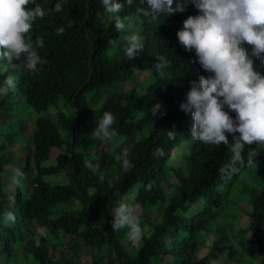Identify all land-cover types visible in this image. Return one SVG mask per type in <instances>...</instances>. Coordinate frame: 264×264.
Masks as SVG:
<instances>
[{"label": "trees", "instance_id": "trees-1", "mask_svg": "<svg viewBox=\"0 0 264 264\" xmlns=\"http://www.w3.org/2000/svg\"><path fill=\"white\" fill-rule=\"evenodd\" d=\"M38 2L48 11L27 36L43 38L39 52L46 62L35 73L18 67L15 57L11 63L0 62L4 66L0 80L14 74L19 87L18 94L0 100V112L9 106V97L18 96L36 113L57 106L59 99L70 111L59 108L55 120L38 115L28 119L30 126L11 115L3 117L11 130L6 134L8 144L0 142V209L14 208L17 219L10 227L0 228V264H211L222 253L238 262L237 249L253 253L249 245L264 258V148L246 145L244 162L224 175L220 168L230 159L229 146L192 142L193 118L180 107L190 81L208 74L196 61L194 49L186 50L177 36L183 20L199 11L194 4L158 19L142 15L140 8L146 6L140 0L126 5L121 14L139 17V34L145 45L139 56L129 60L124 55L107 58L105 44L121 34L112 17L104 19L98 0H64L60 12L54 9L55 0ZM69 22L71 27L64 33L56 32ZM160 55L171 61L163 70L156 68ZM144 71L151 72L154 80L140 91L135 77ZM260 71L264 72V66ZM157 102L162 107L154 114L152 105ZM105 110L116 116L114 126L119 134L114 141H100L92 132ZM25 130L31 132L27 138L30 148L23 159L26 175L18 187L11 177L1 176L13 162L15 137ZM189 144L187 170L181 171L170 158L173 150ZM52 148L60 153L50 165ZM124 148L135 164L128 171L115 158ZM253 149L256 153L249 159ZM252 167L258 183L252 189L248 225L234 232L230 223L231 230L226 231L230 194ZM54 174L63 175L66 182L46 179ZM170 174L177 182L168 180ZM135 185L133 202L145 233L138 246L127 241L126 229L112 227V206L118 199H126ZM209 234L212 240L207 245L203 237ZM233 235L237 243L229 241ZM207 246L209 251L199 255ZM51 250H57L58 256ZM84 255L89 260L82 259Z\"/></svg>", "mask_w": 264, "mask_h": 264}, {"label": "clouds", "instance_id": "clouds-1", "mask_svg": "<svg viewBox=\"0 0 264 264\" xmlns=\"http://www.w3.org/2000/svg\"><path fill=\"white\" fill-rule=\"evenodd\" d=\"M64 0H55L54 9L62 11ZM104 11L112 17L114 28L122 34L123 55L129 60L141 54L145 45L142 37L131 30L122 10L134 0H98ZM140 12L144 16L158 19L186 10L188 3L199 10L183 20L177 30L179 42L186 50L195 51V59L208 73L190 81L191 87L180 107L193 118L191 141L219 146L221 142L230 148V159L220 168L224 175L230 174L238 163L244 162L246 145L256 144L264 148V0H140ZM48 9L38 0H0V62H12L17 58L18 67L37 72L46 61L39 48L43 38L33 40L27 34L38 18L46 16ZM71 27L58 26V34ZM254 58L261 63L257 64ZM171 61L165 55L157 58L156 68L163 70ZM18 94L17 77L8 74L0 80V97ZM152 105L154 114L161 108ZM232 111L235 115H232ZM116 116L111 110L103 111L92 130L100 141H114L118 129L114 126ZM174 134L175 132L170 131ZM189 145L184 146L187 153ZM163 155V150H158ZM256 149L248 153L253 159ZM125 171L135 164L127 148L116 156ZM88 167H92L89 160ZM25 172L13 167L11 183L21 186ZM103 179V173H100ZM14 200V197H10ZM112 227L115 231L126 229L129 243L141 241L144 225L135 202L125 198L112 206ZM17 219L14 208L0 209V228L10 227Z\"/></svg>", "mask_w": 264, "mask_h": 264}, {"label": "rangeland", "instance_id": "rangeland-1", "mask_svg": "<svg viewBox=\"0 0 264 264\" xmlns=\"http://www.w3.org/2000/svg\"><path fill=\"white\" fill-rule=\"evenodd\" d=\"M111 18V15L105 11L104 19L109 20ZM127 22L130 24L131 30L134 32H137L139 34L140 29V19L137 15H127ZM123 39L122 34L116 38L115 40L109 41L105 44V53L108 59H114V58H120L123 55ZM4 71V66L0 64V73ZM136 84H138V89L140 91H143L151 82H153L154 77L151 72L144 71V72H138L135 77ZM130 85H127L129 87ZM3 97H0V100ZM61 108L64 112H69L70 108L68 105L64 104L62 99H59L57 106H50L46 112H40L36 113L32 110L30 106H28L24 100L23 96L9 97V106L6 104L5 111L2 110L0 113V142L4 141L6 144H8V140L6 138V134L10 132L11 127L9 123H4V116L11 115V119L17 120L20 119L21 122L24 124L26 123L27 126H30L31 121L28 119H35L38 115H45L50 117L51 119H56L57 117V110ZM139 113L135 114L133 118H138ZM31 132L28 130L23 131L21 134H18L15 137L16 144L12 148V156H13V162L8 164L4 170L3 174L1 176L2 179L10 178L11 173L9 174V170H12L13 167H20L23 169L24 163L23 159L25 158L28 148H30V145H28L27 138L30 136ZM118 139V138H117ZM117 143V142H116ZM184 146L180 147L178 149L173 150V153L171 155V163L176 168L180 169L181 171L187 170V162H186V155L189 153V150L187 153L184 152ZM60 153L59 149L52 148L50 151L49 160L47 161V164H55L56 163V157ZM254 167L249 168L240 178V180L236 183V186L233 189V192L230 194L229 204L226 206L225 214L227 216V221H229L228 227H226V231L231 230V226L233 225L234 229L233 231L237 230L238 227H247L249 219L247 218V212L249 211L250 205H251V197H252V189L255 187L258 183L256 179V174L254 173ZM46 179L50 180L52 183H63L66 182V178L61 174H54L46 176ZM168 180L171 183L177 182V179L174 174H170ZM163 187L166 191H168L166 184H163ZM138 186H133L128 193L126 194V199L133 201V199L136 196ZM139 213V212H138ZM224 218H220V224H223ZM264 222V219H263ZM232 225H231V224ZM261 235L264 236V223L261 229ZM230 238V237H229ZM65 240V238H64ZM212 240V235L209 234L207 236L203 237V241L205 244L209 245ZM229 241L232 243H237L236 237L233 235ZM228 241V242H229ZM141 241H137L135 243H131L134 245H139ZM249 245L248 249H251L253 253L250 254H243V252H240V249H237L239 253L236 254L235 259L238 260L234 261L230 259L227 256V253L218 254L216 259L211 260V264H264V258L261 257V255L258 253V251L253 247L250 248ZM243 250V248H241ZM209 251V247L202 248L199 255H204ZM51 253L58 256L59 252L57 250H51ZM82 259L89 260L88 256H82Z\"/></svg>", "mask_w": 264, "mask_h": 264}]
</instances>
